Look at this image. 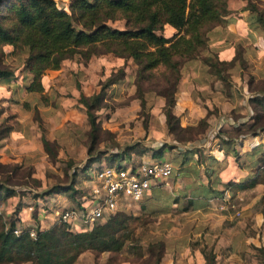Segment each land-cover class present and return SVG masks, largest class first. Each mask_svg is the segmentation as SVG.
I'll list each match as a JSON object with an SVG mask.
<instances>
[{
    "label": "trees",
    "instance_id": "trees-1",
    "mask_svg": "<svg viewBox=\"0 0 264 264\" xmlns=\"http://www.w3.org/2000/svg\"><path fill=\"white\" fill-rule=\"evenodd\" d=\"M226 5L227 0H72L68 6L69 12H66L58 8L53 0H0V9L7 7L11 13L10 22L4 23L5 16L0 12V53L3 45L24 52L20 72L29 75L24 89L33 93L42 91L41 76L46 71L58 70L64 60L78 57L80 62L85 63L92 56L106 53L131 59L136 66L133 82L135 97L140 100L141 106L147 95L162 98L166 129L171 135H176L177 130L188 129L181 127L179 119L172 114L180 68L200 57L206 48L205 36L222 22L227 12ZM256 13L257 21L264 27L262 12ZM118 18L125 21L124 29L108 26L107 21ZM164 26L172 29L169 36L162 34ZM202 60L209 65L211 72L224 80L220 73L224 71L225 63L211 57H202ZM158 68L166 71L163 81L167 87L158 92L152 89L144 91L142 80L151 77V73ZM14 78L11 69L0 67V84H8ZM115 81L116 77H109L98 83V91L79 97L89 125V154L95 151L99 141L100 123L94 111L102 107L105 89ZM249 102L255 111L249 132L256 134L258 128L264 131V124L261 123L264 97L254 96ZM198 126L202 129L206 127L204 119L199 121ZM42 144L48 151V141L42 138ZM132 149L133 146L125 147L121 155ZM188 153H192V150L183 151L184 155ZM158 154H161V149L157 151ZM258 183L264 184V166L251 178L237 183L229 182L226 187L234 193ZM208 190L212 196L221 195L210 187ZM14 194L11 188L0 183V203ZM139 210L136 217H151L152 212H147L144 204L140 205ZM129 219L125 209L119 208L85 230H71L66 223H53L44 228L39 223L36 225V238L31 239L25 231L19 235L12 233L19 222L18 217L10 218L5 223L0 215V264L27 261L33 264H73L81 253L88 250L97 256L106 253L104 264L123 261L159 264L164 252L161 240L149 242L135 260L130 256L120 258L121 250L133 239L129 232ZM259 249L264 253V248ZM205 260L206 264L212 263L210 255H206Z\"/></svg>",
    "mask_w": 264,
    "mask_h": 264
},
{
    "label": "rangeland",
    "instance_id": "rangeland-1",
    "mask_svg": "<svg viewBox=\"0 0 264 264\" xmlns=\"http://www.w3.org/2000/svg\"><path fill=\"white\" fill-rule=\"evenodd\" d=\"M53 1L58 8L69 12L68 6L72 0ZM245 7L253 12H262L264 16V0H247ZM0 12L5 16L4 23L10 22L11 13L7 7H1ZM124 22L118 18L107 21V24L112 28L124 29ZM161 32L169 36L173 31L164 26ZM12 50L11 46L3 45L0 53V67L11 69L15 76L8 84H0V183L15 193L0 203L3 222L7 223L10 218L18 217L24 225L38 226L42 223L41 226L48 228L52 224L53 210H61L63 207L76 209L80 197L88 195L91 184L87 180H95V172L100 166L115 168L121 162L128 163V152L125 158L122 156L124 159L121 161V153L126 146L140 145L131 150L136 155L149 153V149L142 144L146 139H153L155 145L160 144L157 151L161 149V154L153 159L170 161L180 149H199L198 144L197 147L195 143L190 144V139L194 140L196 133L202 130L198 125L177 130L176 135H169L166 125H162V102L148 99L147 95L141 106L140 100L135 97L133 82L136 66L131 59L106 53L96 55L92 62L85 65L78 63V57L71 59L72 61L64 60L54 77L52 75L55 72H45V92L42 89L32 100L20 98L17 94L20 84L27 82L29 75L20 72L24 52ZM205 54L208 56L203 57L216 59L211 51ZM202 55L203 52L199 56ZM239 61L243 64L241 58ZM165 74L164 69L158 68L151 73V77L142 80L144 91L152 89L158 92L167 87L163 81ZM109 77H116V81L105 89L102 107L94 111L100 123L99 141L95 145V151L89 154V125L79 97L98 91V83ZM253 87L264 90V84L256 83ZM104 118L105 123L102 125ZM261 123L264 124V112ZM23 127L24 138H12L13 143H10L7 139L10 131ZM42 138L48 141V151L43 147ZM111 155L115 157L111 159ZM69 186L72 188L65 189ZM245 199L248 200V196ZM125 214L130 216L128 227L133 239L121 250L120 258L130 256L135 260L149 242H160V236L166 234L167 222L163 220L156 225L153 217H136L139 214L131 211H125ZM240 215L233 221H240L243 217L241 213ZM133 217L136 219H131ZM250 220L251 217H248L244 221L248 228ZM72 226L69 229L77 228L75 224ZM151 231L154 233L151 234ZM85 254L78 264H101V256H106H97L89 250ZM253 261L264 264V253L260 249L247 251L244 259L236 257L227 262L220 260L219 264H251ZM19 264L33 263L27 261Z\"/></svg>",
    "mask_w": 264,
    "mask_h": 264
},
{
    "label": "crops",
    "instance_id": "crops-1",
    "mask_svg": "<svg viewBox=\"0 0 264 264\" xmlns=\"http://www.w3.org/2000/svg\"><path fill=\"white\" fill-rule=\"evenodd\" d=\"M246 2L227 0V12L222 22L205 36L203 55L180 68L172 114L179 119L181 127H197L204 119L206 127L190 142L195 143V147L198 144L199 149L193 148L192 153L184 155L185 148L179 150L177 147L179 151L170 161L172 173L164 184L151 188L139 202L124 207L127 212L139 214L140 205L144 204L147 212H152L156 225L163 220L167 222L166 234L159 238L164 248L159 264H206V255L212 257L211 264H219L220 260L244 259L247 251L264 248V184L258 183L234 193L226 187L229 182L251 178L264 166V131L258 128L256 134L249 132L255 117L249 99L264 97L263 89L253 87L256 83L264 84V27L257 21V13L245 7ZM207 51H211L217 61L225 63L226 67L220 73L224 80L211 72L202 60L203 56H208ZM94 58L78 63L85 65ZM58 70L47 73L55 72L54 77ZM47 73L40 79L43 93ZM27 82L20 84L17 94L20 98L34 100L36 93L24 89ZM148 99L160 100V108L164 105L160 97L149 96ZM162 123L164 126V115ZM24 136L23 127L10 131L7 139L13 143L12 138L20 137L21 140ZM155 144L153 139H146L142 146L147 147L149 153L136 155L129 151L128 163L119 165L128 167L155 161L153 158L160 147ZM132 146L133 149L140 147ZM123 157L121 155V161ZM209 187L221 195L212 196ZM236 213L243 217L234 222ZM248 217H251L250 228L244 222ZM85 253L87 251L73 264H78ZM102 254L106 256H101L99 263L104 264L107 254ZM253 263L257 264L256 261Z\"/></svg>",
    "mask_w": 264,
    "mask_h": 264
},
{
    "label": "built area",
    "instance_id": "built-area-1",
    "mask_svg": "<svg viewBox=\"0 0 264 264\" xmlns=\"http://www.w3.org/2000/svg\"><path fill=\"white\" fill-rule=\"evenodd\" d=\"M173 166L167 159L140 162L134 166H100L95 172V180H87L91 187L88 195L80 197L76 209L63 207L53 210V223L72 224L74 230H85L113 214L129 203L139 202L151 188L161 186L171 175ZM237 215V213H236ZM22 220L14 226L12 233L19 235L25 231L31 239L36 238V225H24Z\"/></svg>",
    "mask_w": 264,
    "mask_h": 264
}]
</instances>
